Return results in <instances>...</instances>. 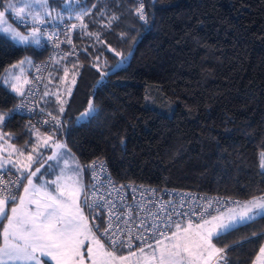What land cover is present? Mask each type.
Returning <instances> with one entry per match:
<instances>
[{"label": "trees", "instance_id": "obj_1", "mask_svg": "<svg viewBox=\"0 0 264 264\" xmlns=\"http://www.w3.org/2000/svg\"><path fill=\"white\" fill-rule=\"evenodd\" d=\"M63 1L50 0L68 16L74 7L90 9L86 31L100 33L105 42L78 26L72 40L76 54L56 62L45 89L51 93L65 69L78 73L70 97L60 99L64 112L58 97H43L45 108L68 122L66 145L80 165L101 160L118 182L158 189L241 202L264 195V0H145L148 25L134 15L136 0H78L74 7ZM113 14L120 19L111 30L102 27ZM121 33L128 34L127 42ZM108 46L132 55L119 71L102 77L93 65L108 73L119 59ZM45 56L0 34V110L13 109L19 98L3 84L5 69L24 57L34 63ZM90 99L99 115L76 126ZM2 131L26 155L37 146L23 117L14 115ZM214 243L230 246L227 264H253L264 243V219Z\"/></svg>", "mask_w": 264, "mask_h": 264}, {"label": "snow or ice", "instance_id": "obj_2", "mask_svg": "<svg viewBox=\"0 0 264 264\" xmlns=\"http://www.w3.org/2000/svg\"><path fill=\"white\" fill-rule=\"evenodd\" d=\"M136 3L134 15L144 25H148L150 15L145 10V0H136ZM154 3L155 0H152V4ZM0 7L4 9L0 10V33L5 37L18 45L40 46L41 37L46 36L54 47H59L58 33L49 32L42 27L52 21L59 23L64 20V16L56 11L50 0H16V3L7 0L6 3L0 4ZM90 12L87 7H79V10L74 7L69 11V19L80 23H72L70 29L66 26L67 42H71L67 32L79 26L85 34L94 35L99 43H105L100 33L86 31L88 25L84 17ZM100 15L105 16V13L101 12ZM45 16L48 17L47 20ZM119 19L115 14L106 17L107 22H102V27L111 30L113 21ZM17 28L23 31H18ZM127 35L121 33L120 39L127 42ZM28 50L25 48V51ZM107 51L119 59L108 73L101 70L99 63L93 65L101 72L102 77L119 71L132 55L130 51L128 56H125L111 46L107 47ZM96 60L99 61V56ZM32 64L31 59L24 57L5 69V75L2 77L4 84L22 98L25 96V86L30 83L24 73V66ZM77 74L73 73V84ZM67 76L68 70L65 69V78ZM101 83L102 81H98V85ZM67 91L71 94L72 89L69 87ZM50 94L47 91L44 93L45 96ZM57 103L60 104L59 112L62 114L64 101L60 100L59 96ZM25 107L27 105L22 99L15 108L7 112L0 110V141L3 142L0 153L7 152V157L0 155V174L7 169L9 177L15 176V179L5 180L0 175V224L3 225L0 231L3 241L0 245V264H132L131 257H136V264H227L226 250L230 246L218 247L214 241L218 242L240 226H248L257 219H264V195H254L243 202L229 201L231 206L224 212L217 209L216 214H213L209 211L213 201H208L207 206H201L199 210L193 208L191 213H176L180 217L179 220H174L169 214L167 222L161 219L158 224L152 223L149 226L148 221L137 216V228L142 231L135 232L131 227L121 229L112 218L115 217V220L119 221L123 215V223L130 225L131 210L118 214L116 209L124 207L123 204L117 205L113 199L106 198L95 183L85 184L82 167L70 157L67 145L55 139L56 130L63 127V122L52 112L48 113L51 119H45L44 124L54 121V130L43 138L42 145L34 146L32 152L27 154L28 163L21 164L13 159L14 156L24 157L25 150L10 143L13 140L12 135L4 133L2 128L6 121ZM28 111L33 112V109L28 108ZM98 115L99 109L90 99L87 110L81 113L74 123L76 126H82ZM30 129L39 139V129L35 125H30ZM40 146L52 149L46 160L38 151ZM261 156L264 158V153H261ZM41 160L44 162L40 163ZM49 161H55V164L48 165L55 179H45L43 174L37 177V173H40ZM36 163H39V167L31 170ZM88 167L92 169L93 179H97L99 174L96 172V163L93 162ZM99 167L103 172V163ZM260 167L264 169V159ZM12 168L16 169L15 173L11 172ZM57 168L59 174H56ZM34 178L43 182H34ZM108 184L112 185L110 178ZM20 187H23L22 193ZM116 191L118 193L119 189ZM100 209H106L109 215L108 226L103 233H100L99 227L95 225V217L101 215L98 211ZM193 214L198 216L195 223L191 219ZM185 217H188L186 224ZM133 237L140 241L137 249L130 251L127 256L118 255L120 248L132 249ZM146 249H150V252ZM253 264H264V246L260 247Z\"/></svg>", "mask_w": 264, "mask_h": 264}, {"label": "built area", "instance_id": "obj_3", "mask_svg": "<svg viewBox=\"0 0 264 264\" xmlns=\"http://www.w3.org/2000/svg\"><path fill=\"white\" fill-rule=\"evenodd\" d=\"M47 19L48 17H46L45 20ZM72 23L75 22L64 18V20L59 23H57L56 21H52L42 26L49 32L55 31L56 33H58L59 39L57 43H59V47H54L53 43L48 41L46 36L41 37L40 46H35L36 50L45 51L46 56L43 59L36 60L32 64V68L29 74L30 83L25 88V96L23 98L19 96L18 101L15 105L16 107L18 104H20L22 99L25 101L27 107L20 109L19 112L15 115L25 118L27 120L29 129L30 125H35L36 128L45 130L50 134L54 130V121L51 124H44L45 119H51L48 116V113L51 111L46 109L43 105V97L55 63L61 59L76 54V50L72 45L75 29L67 32V36L70 37L71 42L69 43L66 40V26L68 29H70ZM28 30L30 31V29ZM28 108H32L33 112H29ZM58 117L63 122V127L59 130H56L55 139L66 144L68 122L64 118L60 116ZM93 162L96 163V172L99 174L98 178L95 180L93 179L92 169L88 167L89 165L93 164ZM101 163H103L104 165L103 172H101L99 167ZM81 167L83 169V179L85 184L95 183L98 186L100 193H102L106 198L113 199L114 203H116L117 205H124V207H118L116 209V212L118 214L125 213L128 210H131L130 225H126L123 223V215H121L119 221H116L115 217L112 218L115 224H118L121 229L131 227L135 232L142 231V229L137 228V224L139 223L137 216H139V219L148 221L149 226H151L152 223L158 224L161 219L167 222L169 214L172 215L174 220H179L180 217H178L176 213H191L193 208L199 210L201 206L206 207L208 201H213L212 207L209 209V211H211L213 214H216L215 210L217 209L220 212L227 211V208L231 206L229 204V201H239L231 197L215 194H202L193 191L176 189H158L156 187L134 182H118L113 176L109 166L101 160H92L86 166L81 165ZM11 172L15 173L14 170H11ZM0 175H2L3 179L5 180L9 178L15 179L14 175L9 177L7 169H5L4 172ZM108 178L111 179L112 185L115 186L114 188L112 187V185L108 184ZM22 188L23 187H20V192ZM116 189H119L118 193ZM133 189L136 190L134 191ZM109 192H111V196H109ZM182 204L183 206H181ZM141 208H143V211H141ZM98 211L101 213V215L95 217V225L99 227L100 233H103L104 229L108 226L109 215L106 209H100ZM187 218L188 217L184 218L185 224ZM191 219L193 223H195L198 219V216L193 214L191 215ZM174 229L175 227L173 225L172 231ZM139 245L140 241L136 240L133 237L132 249H137ZM123 249L129 248L123 247Z\"/></svg>", "mask_w": 264, "mask_h": 264}, {"label": "rangeland", "instance_id": "obj_4", "mask_svg": "<svg viewBox=\"0 0 264 264\" xmlns=\"http://www.w3.org/2000/svg\"><path fill=\"white\" fill-rule=\"evenodd\" d=\"M77 1L78 0H64L63 1V4H64V6L65 7H68V6H70V5H72V7H74L75 5H76V3H77ZM7 2V0H2L1 2H0V4H3V3H6ZM13 3H16V0H13ZM19 6H22V5H19ZM0 10H4L2 7H0ZM38 10V9H37ZM66 12V11H65ZM10 14V13H9ZM8 14V15H9ZM63 16H64V18H66V19H69V16L68 15H66V13H63L62 14ZM46 17L47 16H45L44 18L46 19ZM70 20V19H69ZM74 22H75V20L74 19H72ZM10 22V21H9ZM11 23V22H10ZM17 30L18 31H23V30H21V29H18L17 28ZM0 34H2V33H0ZM3 36H4V34H2ZM8 39H10V38H8ZM11 40V39H10ZM12 41V40H11ZM15 45H18V44H16V42H14V41H12ZM18 46H29V45H18ZM31 46H36V45H31ZM29 58V57H28ZM30 59V58H29ZM65 59V58H64ZM56 64V63H55ZM29 67H30V71H31V68H32V65L30 66V65H25L24 66V73L26 74V72L29 70ZM55 67V66H54ZM72 67H74V66H72ZM54 70V69H53ZM71 70V69H70ZM17 71H19V70H17ZM52 73H53V71H52ZM29 74H30V72L28 73V79H29ZM51 76H52V74H51ZM51 76H50V79H51ZM76 77H77V75L75 76V83H76ZM50 79H49V81H50ZM57 80H58V82L59 83H57L56 84V86H53V90H52V92H51V95H54L53 97H58L59 96V94L60 93H62L61 95H60V97H59V99H61L62 97H63V95L65 94V97L64 98H66V101H67V99L70 97V95L72 94V92H73V90H74V87H75V83L73 84L72 83V80H73V76L72 75H70V73H69V71H68V76H67V78H65V72H59V76H58V78H57ZM3 81V80H2ZM49 81H48V83H49ZM3 84H4V82H3ZM5 85V84H4ZM51 85H54V83L53 82H51ZM6 86V85H5ZM28 86V85H27ZM7 87V86H6ZM26 87V86H25ZM71 88L72 89V91H71V94H69L68 93V91H67V89L68 88ZM9 90H11L10 89V87H7ZM66 91V92H65ZM52 93H54V94H52ZM43 138L45 137V135H41ZM43 138L41 139V140H39V139H37L36 140V145H38V144H41L42 145V141H43ZM12 143V142H11ZM13 144V143H12ZM3 145V142L2 141H0V146H2ZM6 147V146H5ZM40 147H42V146H40ZM39 147V148H40ZM38 148V149H39ZM45 148V147H44ZM44 148H41L42 149V151H43V149ZM69 151V150H68ZM51 152H52V149L51 148H49V150H48V152L44 155V160H46V158H47V156L48 155H51ZM69 154H70V157L71 158H74V160L76 161V162H78V160L76 159V157L69 151ZM0 155H3V156H5V157H7V152H3V153H0ZM15 159H16V156H15ZM19 161H21L20 159H18ZM44 161L42 160L41 161V163H43ZM49 162H51V161H49ZM48 162V163H49ZM48 163H46L45 164V166L48 164ZM79 163V162H78ZM80 165V164H79ZM81 166V165H80ZM36 167H39V164L38 165H36L32 170L34 171L35 170V168ZM42 169H44V168H42ZM41 169V170H42ZM50 170V169H49ZM52 173V171L50 170V171H48V173L47 174H44L45 176H48V175H50ZM45 178V177H44ZM34 182H37V183H40L39 182V180H37L36 178L34 179ZM25 183H26V180H25ZM23 192V188H22V190H21V193ZM5 223H6V221H5ZM1 225V228H0V231H2V228H3V225L2 224H0ZM175 230V229H174ZM173 230V231H174ZM1 239H2V237H1ZM262 246H264V243H263V245ZM136 250V249H135ZM146 251H149L150 252V249H146ZM117 254L118 255H122V254H120V253H118L117 252ZM127 255H129V253H127L125 256H127ZM131 259V261H132V264H136V257H131L130 258Z\"/></svg>", "mask_w": 264, "mask_h": 264}, {"label": "crops", "instance_id": "obj_5", "mask_svg": "<svg viewBox=\"0 0 264 264\" xmlns=\"http://www.w3.org/2000/svg\"><path fill=\"white\" fill-rule=\"evenodd\" d=\"M26 76H27V78H28V72H26V74H25ZM29 80V79H28ZM26 87H27V85H26ZM25 87V88H26ZM15 94V93H14ZM16 95V94H15ZM19 97V96H18ZM39 132H41V130L39 129ZM45 135V136H47V135H49L50 133H40V137H39V140H41L43 137L41 136V135ZM35 138H37V136L35 135ZM38 139V138H37ZM59 142H61V141H59ZM10 143H11V141H10ZM61 143H63V142H61ZM14 145V144H13ZM15 146V145H14ZM16 147V146H15ZM40 148H44L43 146L42 147H40ZM48 150H49V148H44L43 149V151L41 152V154L43 155V157H44V155L48 152ZM26 154H25V156L24 157H19V156H16V160H18V159H20L21 161H19L21 164H26V163H28V161H27V159H26ZM13 159H15V156L13 157ZM42 161V160H41ZM41 161H40V163H41ZM62 161H61V165H62ZM39 163H36V164H34L33 166H32V169L36 166V165H38ZM49 164H55V161H51V162H49L45 167H44V169H42L41 170V172L40 173H37V177H40L41 176V174H47L48 173V171H50L49 170V168H48V165ZM31 169V170H32ZM11 170H14V171H16V169L15 168H12ZM56 174H59V169L57 168L56 169ZM44 177H45V179H48V178H51V179H55V175H52V173L50 174V175H48V176H45L44 175ZM35 179V178H34ZM39 182L40 183H42L43 181L42 180H39ZM2 239H1V242H0V245H2Z\"/></svg>", "mask_w": 264, "mask_h": 264}]
</instances>
